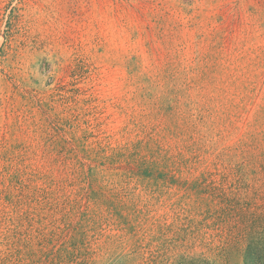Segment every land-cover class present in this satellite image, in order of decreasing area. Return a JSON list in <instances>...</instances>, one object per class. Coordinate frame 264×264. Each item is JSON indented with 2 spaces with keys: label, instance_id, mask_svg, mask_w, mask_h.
<instances>
[{
  "label": "rangeland",
  "instance_id": "374dc122",
  "mask_svg": "<svg viewBox=\"0 0 264 264\" xmlns=\"http://www.w3.org/2000/svg\"><path fill=\"white\" fill-rule=\"evenodd\" d=\"M264 264V0H0V264Z\"/></svg>",
  "mask_w": 264,
  "mask_h": 264
},
{
  "label": "trees",
  "instance_id": "16d2710c",
  "mask_svg": "<svg viewBox=\"0 0 264 264\" xmlns=\"http://www.w3.org/2000/svg\"><path fill=\"white\" fill-rule=\"evenodd\" d=\"M252 264H262V262L261 261L259 262V260L256 261V259L255 260L253 259Z\"/></svg>",
  "mask_w": 264,
  "mask_h": 264
}]
</instances>
